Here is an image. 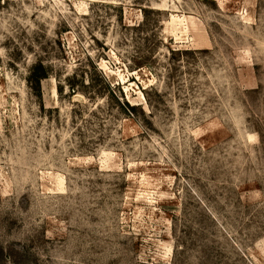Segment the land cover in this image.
<instances>
[{"label":"rangeland","instance_id":"374dc122","mask_svg":"<svg viewBox=\"0 0 264 264\" xmlns=\"http://www.w3.org/2000/svg\"><path fill=\"white\" fill-rule=\"evenodd\" d=\"M0 264H264V0H0Z\"/></svg>","mask_w":264,"mask_h":264}]
</instances>
